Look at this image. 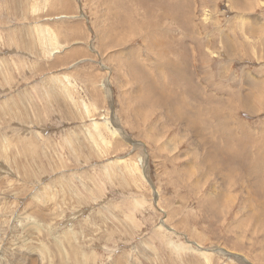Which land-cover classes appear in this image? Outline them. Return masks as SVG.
Returning a JSON list of instances; mask_svg holds the SVG:
<instances>
[{
  "label": "rangeland",
  "instance_id": "rangeland-1",
  "mask_svg": "<svg viewBox=\"0 0 264 264\" xmlns=\"http://www.w3.org/2000/svg\"><path fill=\"white\" fill-rule=\"evenodd\" d=\"M263 69L264 0H0V264H264Z\"/></svg>",
  "mask_w": 264,
  "mask_h": 264
},
{
  "label": "bare ground",
  "instance_id": "bare-ground-1",
  "mask_svg": "<svg viewBox=\"0 0 264 264\" xmlns=\"http://www.w3.org/2000/svg\"><path fill=\"white\" fill-rule=\"evenodd\" d=\"M44 27V26H43ZM42 28V27H41ZM48 29H50V28H48ZM49 31V30H48ZM42 32V31H41ZM45 35V34H44ZM48 35V34H47ZM42 41V40H41ZM49 41H50V38H49ZM44 42V41H43ZM50 42H53V41H50ZM45 43V42H44ZM48 44V43H47ZM60 46V45H59ZM49 47H50V45H49ZM52 49V47L50 48V50ZM59 49V48H58ZM44 51V54L45 53H47L48 52V47L46 46L45 47V49L43 50ZM54 51V50H53ZM69 52V51H68ZM53 52H52V50L50 51V53H47V54H52ZM55 53V52H54ZM64 56V55H63ZM71 57V56H70ZM66 58V57H65ZM63 59H64V57H63ZM261 59V58H260ZM2 61V60H1ZM171 61V60H170ZM169 63V62H168ZM260 65V64H259ZM264 70V69H263ZM250 76V75H249ZM62 78V77H61ZM64 82L66 83L67 82V84H62V87L65 89V88H67L66 86L67 85H71L70 84V82H68V78H66L65 76H64ZM258 79V78H257ZM56 80H58V81H60L59 79H57L56 78ZM55 80V81H56ZM66 80V81H65ZM63 81V80H62ZM218 81V80H217ZM236 82V81H235ZM251 82V81H250ZM58 84H60L59 82H58ZM145 84V83H144ZM184 84H186V83H184ZM233 85V84H232ZM60 86H61V84H60ZM146 86V85H145ZM140 87V86H139ZM144 87V86H143ZM61 88V87H60ZM58 89H59V87H58ZM63 90V89H62ZM65 91V90H64ZM63 91V92H64ZM139 90H137L136 92H138ZM60 92V91H59ZM67 92V91H66ZM135 94H137V93H135ZM253 95V94H252ZM65 96H67V95H65ZM137 97V96H136ZM243 97V96H242ZM72 101V100H71ZM84 104V106H85V103H83ZM241 105H243V103H240ZM253 111V110H252ZM179 116H180V119H181V116L182 117H184V115H182V114H179ZM195 117V116H194ZM198 117V116H197ZM179 119V118H178ZM105 125H108V124H106L105 123ZM93 126H95V125H93ZM96 127V126H95ZM100 128V127H99ZM191 129H192V131H193V133L195 134V135H200L201 136V132H200V129L199 128H202L201 126H197L196 124H194L193 126H191L190 127ZM204 128H206L205 126H204ZM95 129H97V128H95ZM202 130V129H201ZM203 131V130H202ZM253 132V131H252ZM203 133V132H202ZM98 134H99V132H98ZM198 135V136H199ZM251 142V141H250ZM256 142V141H255ZM259 142V141H258ZM3 144V143H2ZM5 144V143H4ZM104 144V143H103ZM202 144H203V142H202ZM243 145V144H242ZM216 151V150H215ZM216 154H217V152H216ZM215 154V155H216ZM219 154V153H218ZM214 156V155H213ZM257 158V157H256ZM255 158V159H256ZM213 168H216V167H213ZM221 168V167H220ZM225 169V168H224ZM222 178V177H221ZM232 183V182H231ZM230 191V190H229ZM222 192H220V194H221ZM211 194V193H210ZM214 197V196H213ZM230 197V196H229ZM213 199V198H212ZM212 199H211V201H212ZM205 200V199H204ZM257 201V200H256ZM259 203V202H258ZM260 205V204H259ZM264 205V204H263ZM251 219V218H250ZM253 219V218H252ZM256 227V226H255ZM253 230H257V227L256 228H254Z\"/></svg>",
  "mask_w": 264,
  "mask_h": 264
}]
</instances>
